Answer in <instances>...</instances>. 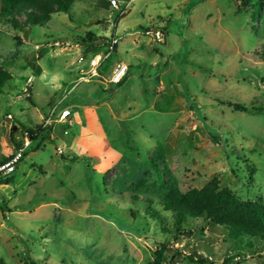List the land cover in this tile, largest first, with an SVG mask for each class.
Segmentation results:
<instances>
[{
    "label": "rangeland",
    "instance_id": "1",
    "mask_svg": "<svg viewBox=\"0 0 264 264\" xmlns=\"http://www.w3.org/2000/svg\"><path fill=\"white\" fill-rule=\"evenodd\" d=\"M239 7L76 0L44 26L0 21V67L13 76L0 95V162L25 128L39 132L0 184V264H150L156 245L148 240H168L169 225L145 209H161L168 188H228L264 205V63L253 55L264 46V0ZM89 33L106 40L86 57ZM121 63L129 70L116 87ZM55 107L70 110L64 140L55 124L44 127ZM170 244L215 264L237 253L221 229ZM247 256L240 264H264V252Z\"/></svg>",
    "mask_w": 264,
    "mask_h": 264
},
{
    "label": "trees",
    "instance_id": "2",
    "mask_svg": "<svg viewBox=\"0 0 264 264\" xmlns=\"http://www.w3.org/2000/svg\"><path fill=\"white\" fill-rule=\"evenodd\" d=\"M74 1L76 0H0V21L10 24L16 30L21 28L22 31L25 29L23 25L44 26L51 22L54 13L69 14ZM118 1L122 3V0ZM123 1L129 3L132 0ZM236 3L240 4V9L248 7L251 0H236ZM21 16L25 17L22 25L19 22ZM252 18L253 20L256 18V13L252 12ZM105 40L89 33L87 41H82L83 55L87 57L92 54ZM253 55L264 63V46L254 51ZM31 68L36 75L42 73L41 67L37 64H32ZM126 77L116 84V87H121ZM12 79L13 76L0 67V95ZM28 98L34 103L32 98L29 96ZM220 105H226L238 112L250 111L247 107L231 101H223ZM68 125L69 122L65 123L66 129ZM40 128L41 132L43 128L42 126ZM24 132L29 134L32 141H36L39 135V132L31 129L25 128ZM14 142L15 147L18 148L20 141L14 140ZM6 161H1L0 164ZM253 173L252 169L251 177ZM13 175L1 179L0 184H8ZM160 206L161 209L156 208L155 205H148L145 209L146 214L160 226L169 225L166 230L164 229L168 240L157 242L152 239L156 249L154 261L150 264H178L176 260L185 256L194 264H215L213 259L204 257L197 250L188 254L181 248H176L170 244V238L176 245L185 239H191L197 233L199 237L205 238L208 233L216 229H221L226 234L227 240L237 249L236 255L225 257L222 264H240L241 261L244 263L247 262V254L260 255L264 252V205L262 203L243 202L228 188L219 190L215 187H206L187 192L168 188ZM198 221L202 222L201 226L197 224ZM190 225L192 228H187Z\"/></svg>",
    "mask_w": 264,
    "mask_h": 264
},
{
    "label": "built area",
    "instance_id": "3",
    "mask_svg": "<svg viewBox=\"0 0 264 264\" xmlns=\"http://www.w3.org/2000/svg\"><path fill=\"white\" fill-rule=\"evenodd\" d=\"M112 6L117 7L120 5L118 0H109ZM155 39L159 42L162 43L165 41V32L162 30H157L154 33ZM115 43L112 44V50L115 48ZM100 60L101 57L98 56L96 60V67L100 66ZM128 66L124 63L118 64L113 71V75L110 79V82L113 84H118L120 83L128 74ZM93 74L97 75L96 68L93 70ZM58 108L55 107L52 109V111L49 113L48 117L45 118L44 120V127H49L54 125L55 126V131L57 132V125L60 123L65 124L67 121V118L70 115V110L65 109L62 110L61 112H57ZM55 117H58L57 119ZM70 124V122H69ZM66 132V131H65ZM56 136V133H55ZM32 139L30 138L29 134L26 132L24 134L23 139L20 141V146L15 149L14 153L8 158V160L4 163L0 164V180L5 179L7 177H10L13 175L16 170L18 165L22 162L24 159L26 152L29 148L32 147Z\"/></svg>",
    "mask_w": 264,
    "mask_h": 264
},
{
    "label": "water",
    "instance_id": "4",
    "mask_svg": "<svg viewBox=\"0 0 264 264\" xmlns=\"http://www.w3.org/2000/svg\"><path fill=\"white\" fill-rule=\"evenodd\" d=\"M65 131H66V126L63 123H60L57 125V132H56V136L60 139V140H64L65 139ZM149 244H151L153 242L152 239L148 240Z\"/></svg>",
    "mask_w": 264,
    "mask_h": 264
},
{
    "label": "crops",
    "instance_id": "5",
    "mask_svg": "<svg viewBox=\"0 0 264 264\" xmlns=\"http://www.w3.org/2000/svg\"><path fill=\"white\" fill-rule=\"evenodd\" d=\"M42 74V73H41Z\"/></svg>",
    "mask_w": 264,
    "mask_h": 264
}]
</instances>
